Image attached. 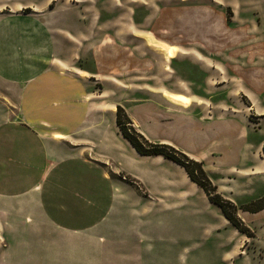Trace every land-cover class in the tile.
<instances>
[{
	"label": "rangeland",
	"instance_id": "rangeland-1",
	"mask_svg": "<svg viewBox=\"0 0 264 264\" xmlns=\"http://www.w3.org/2000/svg\"><path fill=\"white\" fill-rule=\"evenodd\" d=\"M15 1L35 4L19 11L18 18L62 20L74 27L68 14L77 6L78 19L89 21L81 38L89 42L94 59L101 43H108V66L101 68L97 60L93 69L104 79L109 114L102 124L92 123L90 134L108 133V154L101 152L100 140L89 143L93 151L86 157L98 169L59 154L56 172L66 177L57 202L69 217L0 215V264H264L262 237L256 239L250 228L251 239L236 231L181 167L132 152L117 136L116 111L112 113L119 106L131 119L138 118L136 130L150 143L158 141L147 138L149 133H163L206 164L213 163L212 157L220 167L242 163L224 151L231 146V152H240L243 136L237 141L223 132L212 136L209 148L220 149L221 158L218 151L210 155L211 149L202 156L195 123L163 117L159 127L149 124L148 116H141L148 112L142 100L154 101L165 93L190 97L208 109V117L235 115L237 132L250 129L246 142L255 144L259 138L254 133L264 135V91L254 90L249 78L261 73L264 78V0H8ZM231 2L251 8L231 9ZM231 35L237 42L227 45ZM169 47L175 50L172 60L166 56ZM88 60L78 62L87 68ZM103 171L111 181L101 177ZM227 176L221 184L234 191L243 186ZM256 190L264 192V187L251 189ZM71 204L81 218L70 214ZM231 245L237 254L226 258Z\"/></svg>",
	"mask_w": 264,
	"mask_h": 264
},
{
	"label": "crops",
	"instance_id": "crops-1",
	"mask_svg": "<svg viewBox=\"0 0 264 264\" xmlns=\"http://www.w3.org/2000/svg\"><path fill=\"white\" fill-rule=\"evenodd\" d=\"M214 1L217 4L222 2ZM228 4L231 9L251 8L236 2ZM32 5L35 4L29 1L12 3L8 0H0V215H12L15 218L17 215H42L48 220L64 219L69 216L64 215L56 195L60 189L61 178L66 177L59 170L56 172L59 167L57 160L59 154L64 153L66 157H73L71 160L73 163L78 162L89 169H98L99 166L86 157L92 154L91 150L93 151L88 148L91 141L100 140L101 152L108 154V133L104 135L103 132L96 130L99 133H94V137L90 134L92 125L102 124L103 117H108L109 114V100L102 86L104 79H99L101 74L93 69V62L97 60H100L101 68L108 66L109 48L107 42H105L106 47L101 43L97 59H94V52L91 48L88 49L89 42L81 38L89 21L78 19L77 6H74L76 7L73 9L74 12L68 14L70 18L72 16L75 19L71 20V23L77 26L74 27L70 26L68 21L53 19L54 22H49L45 19L42 22L40 19L37 21L33 19L34 21L29 22L25 17H17L19 11ZM78 8L82 11L86 10L83 6ZM56 9L57 7L55 14ZM76 20L81 22L82 26ZM79 27L81 30L76 29ZM226 27L230 28L228 25ZM236 42L232 35L226 36L224 41L227 45ZM80 59H89L87 68L79 64ZM253 77L254 75L251 74L249 80L255 87L254 90L264 91L263 74L261 73L260 78L257 79ZM98 84L101 85L100 89H96ZM170 95L177 98L180 96L182 100L172 102L158 95L160 98L151 101L145 97L144 99L147 100H142V103H148V112L146 114L143 111L141 116L147 115L148 123H155L156 127L160 126L163 117L169 119L180 117L182 121L195 123L199 145L201 141L203 142L202 156H208L209 151L212 150L210 155L218 151L221 158L223 152L220 149L209 148L210 143H213L212 136L221 135L223 132L234 137L235 141L243 136L245 142L241 144L240 152L236 149L231 152L233 149L231 146L224 151L239 157L243 162L239 165L230 163L220 167L215 162L217 158L212 157L213 163L209 165L195 152L187 151L188 149L174 143L166 134L156 136L149 133L147 138L158 141V144L176 148L190 159L201 163L218 192L238 209L264 198V192L261 190H256L259 193L257 196H254L256 191H251L256 186L260 189L264 187V159L261 152L264 135L254 133L258 135V141L255 144L246 142L249 133L253 132L242 127L240 132L244 134L238 133L235 115H221L219 112L217 116L208 117V109L194 105L192 98L180 94ZM112 109L114 114L116 107ZM133 118H130L133 126L139 128L138 118ZM204 124L207 127L199 131ZM221 127H225L224 131ZM117 132L121 142L137 154L119 131ZM103 156L105 154L101 153V157ZM153 158L170 162L160 156ZM226 175L229 181L240 180L243 186L234 191L229 189L231 185L221 184ZM101 177L107 182L111 181L105 171L101 172ZM189 182L196 186L192 181ZM71 206L74 211L70 209V214L77 212V218H81L79 211L74 205ZM238 215L245 225L253 230L255 238L262 237L264 243V208L255 212L239 209ZM25 219L27 220L26 216ZM228 247L226 258L235 257L236 249L232 245ZM19 250L23 251L22 243Z\"/></svg>",
	"mask_w": 264,
	"mask_h": 264
},
{
	"label": "trees",
	"instance_id": "trees-1",
	"mask_svg": "<svg viewBox=\"0 0 264 264\" xmlns=\"http://www.w3.org/2000/svg\"><path fill=\"white\" fill-rule=\"evenodd\" d=\"M116 126L121 136L129 143L134 151L144 157L160 156L181 167L189 177L190 181L201 188L208 197V201L216 206L228 223L241 235L251 239V230L238 216L239 209L242 211H258L264 208V198L256 203L237 208L232 202L224 199L217 188L211 183L201 163L190 159L181 151L165 144H153L148 142L133 126V123L124 110L116 108ZM264 150V148H263Z\"/></svg>",
	"mask_w": 264,
	"mask_h": 264
},
{
	"label": "bare ground",
	"instance_id": "bare-ground-1",
	"mask_svg": "<svg viewBox=\"0 0 264 264\" xmlns=\"http://www.w3.org/2000/svg\"><path fill=\"white\" fill-rule=\"evenodd\" d=\"M182 1H186V0H182ZM167 57L169 59L175 58V50L173 48H169V50L167 51ZM164 96L169 101H172V102H177L178 101L177 97H175L173 95L165 93Z\"/></svg>",
	"mask_w": 264,
	"mask_h": 264
}]
</instances>
